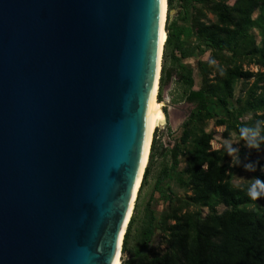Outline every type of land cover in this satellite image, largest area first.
Segmentation results:
<instances>
[{"label":"water","instance_id":"1","mask_svg":"<svg viewBox=\"0 0 264 264\" xmlns=\"http://www.w3.org/2000/svg\"><path fill=\"white\" fill-rule=\"evenodd\" d=\"M163 9L164 0H0V264L121 255Z\"/></svg>","mask_w":264,"mask_h":264},{"label":"trees","instance_id":"2","mask_svg":"<svg viewBox=\"0 0 264 264\" xmlns=\"http://www.w3.org/2000/svg\"><path fill=\"white\" fill-rule=\"evenodd\" d=\"M175 6L179 8L176 20L166 26L158 101L161 89L175 79L183 89V100L194 108L181 126L178 143L168 152L171 164L159 173L155 187L167 186L175 173V182L185 194L180 197L166 188L167 208L159 218L150 201L146 204L139 242L131 250L137 202L159 155L154 138L120 264H264V205L232 183L225 153L212 149L213 135L206 130L212 121L224 127L225 135L240 136L241 127L264 121V73L244 68L264 69V0H167L168 10ZM193 52L209 53L196 63L197 90L192 69L183 62ZM249 151L264 153V144ZM246 158V163H255L256 177L264 180V158ZM181 159L184 167L177 171ZM156 231L162 234L163 252L150 249Z\"/></svg>","mask_w":264,"mask_h":264},{"label":"rangeland","instance_id":"3","mask_svg":"<svg viewBox=\"0 0 264 264\" xmlns=\"http://www.w3.org/2000/svg\"><path fill=\"white\" fill-rule=\"evenodd\" d=\"M179 11L178 6H175L174 9L168 10L167 7V14H166V21H165V32L166 26H169L173 21L176 20L177 13ZM211 18V16H210ZM178 25H184L181 22L177 23ZM256 34V33H255ZM257 40L258 37H257ZM186 46V45H185ZM188 47L192 46V43L187 44ZM209 53H206L202 56H198L197 52H193V55L184 60L183 62L192 69L193 78H194V89L197 90L200 86V76L198 75V71L196 68V63L199 59L206 60ZM170 67V65L168 64ZM162 67V61H161ZM254 73H264V69H259L258 67L249 66L244 67ZM253 80L249 82V85L252 83ZM241 83H238L235 88V97L239 94V89L241 87ZM158 93H159V85H158ZM158 93H157V100H158ZM161 100L158 101L161 105V109L163 114L166 118V123L164 127L157 129L158 133L153 134V139H156L157 147L159 151V155L155 159L152 164L150 175L147 179L146 185L142 188L140 192V196L138 199V208L136 215V220L134 226L131 231V237L129 242V247L133 250L138 242H139V231L142 225V218L144 213V208L146 204L150 201V206L154 211L157 218H159L162 213L166 211L167 202H166V188L169 189L173 194L183 197L185 191L179 188L177 183L175 182V173L171 174V179L167 182V186L165 187H155V181L159 175V173L164 169L168 168L171 164L170 156L168 152L172 149L175 144L178 143L179 138L181 136V126L183 122L189 116L191 110L194 108L192 104L187 103L183 100V89L180 84L176 82L175 79L170 80L168 85L164 86L160 92ZM170 103L173 105L165 106L164 103ZM248 118H244L243 121H246ZM208 132H211L213 135V140L211 142L212 149H221L225 153V163L228 165L231 175H232V183L237 187H245L248 183L251 182L253 178L256 177L253 171H247L243 167V164H246V157L250 159H262L264 158L263 152H256L252 153L249 151L248 147H246L245 143L241 139L239 135L236 133H230L228 135L224 134V127H216L214 126L213 122L210 121L206 128ZM230 141L234 147L240 149L239 157L242 161V164L238 166H234L231 161L232 157L228 155V153L224 149V142ZM181 163L177 168V171L182 170L184 167L183 159L180 160ZM165 193V194H164ZM138 195V194H137ZM259 206L264 205V197H261L259 200H256ZM219 211L223 210V207L218 208ZM133 214V213H132ZM162 234L159 231H156L151 242H150V249L163 252L165 246L162 244ZM122 258V252H121Z\"/></svg>","mask_w":264,"mask_h":264},{"label":"clouds","instance_id":"4","mask_svg":"<svg viewBox=\"0 0 264 264\" xmlns=\"http://www.w3.org/2000/svg\"><path fill=\"white\" fill-rule=\"evenodd\" d=\"M239 133L246 147L259 150L261 144H264V121H256L254 125L243 126L239 129ZM224 149L233 158L231 163L234 166L242 164L239 157V148L234 147L230 141H225ZM243 167L247 171H255L256 165L250 162L243 164ZM244 190L252 200H259L261 197H264V180L255 177L244 187Z\"/></svg>","mask_w":264,"mask_h":264},{"label":"bare ground","instance_id":"5","mask_svg":"<svg viewBox=\"0 0 264 264\" xmlns=\"http://www.w3.org/2000/svg\"><path fill=\"white\" fill-rule=\"evenodd\" d=\"M166 14H167V0H164V9H163V19H162V28H161V38H160V47H159V57H158V66H157V78H158V73L160 71V55L162 54V48L164 46L165 40H166V32H165V21H166ZM157 93H158V82L156 80L155 83V91H154V99H153V107H152V116H151V124H150V131H149V137H148V143H147V150H146V154H145V158H144V162H143V166H142V170H141V174H140V178L136 187V191L133 197V201L134 199H136V195H137V191L139 189L140 183H141V178L144 172V169L147 166L148 163V156L150 153V147L152 144V140H153V134L156 130L157 127H164L165 123H166V118L165 115L162 112L161 109V105L159 104L158 100H157ZM131 208H132V204H131ZM132 215V211L129 212L128 217L130 219ZM120 252H118L117 256H116V260L114 264H119V261L121 260L120 257Z\"/></svg>","mask_w":264,"mask_h":264}]
</instances>
